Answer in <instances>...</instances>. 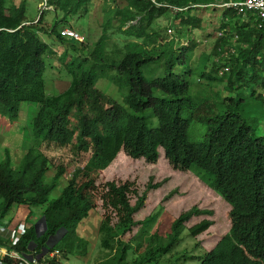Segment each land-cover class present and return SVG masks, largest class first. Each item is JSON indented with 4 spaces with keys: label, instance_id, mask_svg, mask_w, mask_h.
<instances>
[{
    "label": "trees",
    "instance_id": "1",
    "mask_svg": "<svg viewBox=\"0 0 264 264\" xmlns=\"http://www.w3.org/2000/svg\"><path fill=\"white\" fill-rule=\"evenodd\" d=\"M228 1L46 0L51 8L45 12L53 13L48 22L44 11L26 20L25 0H0V116L13 122L20 102L38 105L30 121L34 144L16 166L8 150L0 162V217L13 205L27 206L40 208V222H45L41 232L32 224L14 246L0 237V246L84 254L85 241L75 228L100 201L105 213L98 227L99 245L106 257L98 264L157 263L178 242L185 223L203 210L192 208L167 225L158 223L156 215L148 216L132 244L122 235L136 223L133 214L143 196L137 197L128 180L108 181L101 188L96 182L121 152L147 164L163 154L173 170L198 174L229 206L228 231L199 264H264V27L253 12L243 16L218 6ZM209 6L221 9L218 33H208L216 37L212 50L217 56L210 67L204 58L205 70L195 83L202 82L194 91L191 58L197 44L192 37H178L183 27L201 28V16L192 12ZM95 9L102 14L101 35L81 54L84 41L61 36L65 26L59 24ZM166 14L178 21L169 24L174 28L170 38L152 28ZM112 34L126 39L114 56L105 49ZM48 38L72 46V52L58 56L71 76L69 86L55 95L45 89ZM223 66L228 71L219 75ZM145 67L150 73L159 68L160 75L145 77ZM101 79L120 99L97 86ZM146 111L156 117L155 127H148ZM67 172L66 185L52 198ZM210 224L202 219L187 229L195 237ZM46 264L57 262L50 258Z\"/></svg>",
    "mask_w": 264,
    "mask_h": 264
},
{
    "label": "rangeland",
    "instance_id": "2",
    "mask_svg": "<svg viewBox=\"0 0 264 264\" xmlns=\"http://www.w3.org/2000/svg\"><path fill=\"white\" fill-rule=\"evenodd\" d=\"M15 1L18 2L19 0ZM25 1L26 20H33L38 17L39 13L42 14V11L45 12L48 9L43 4V0ZM192 13L201 16V28H191V30L188 29L190 31H187L183 27L181 29L183 31L182 36L177 37L184 40L192 37L197 44L191 58L193 71L190 76V81H194L195 91L202 82L200 80L199 83H195L205 70L204 61L206 59L204 58L207 57L208 59L205 65L208 67L216 60L217 55L212 50V45L216 37L208 33L210 32L212 34L214 30L217 31L221 9L209 6L193 11ZM101 16L102 14L95 9L82 18H70L69 24L67 25L61 23L59 25L65 27L71 26V28L77 30L79 33L84 31L83 35L85 39L82 46L84 52H81V54H84L87 53V50L92 49L94 43L101 35ZM52 17V12H45V20L50 22ZM81 20H84V26L80 29L79 23ZM170 23L177 24L178 21L173 20L172 14H166L157 18L152 28L159 35L165 36L167 34V38H170V36H174V28H172L171 33L167 31ZM46 40L50 43L51 53L49 56L44 57L46 64L44 76L45 89L47 93L55 95L61 93L69 86L71 76L64 70L58 60V56L64 50L72 52V46L66 42L62 43L55 38H48ZM125 40L120 35L112 34L105 48L107 53L110 56H114L121 52ZM157 69L159 68L153 67L152 72L154 73H150L149 69L145 67L143 74L145 77L160 75V71L156 72ZM97 86L106 90L107 93L113 94L117 100L120 99L119 93L114 87L108 84L107 80H99ZM37 109L38 105L34 102H20L18 105L17 120L9 122L6 117L0 116V162L5 158V151L8 150L12 166H16L19 161L18 159L24 153L25 149L34 144L30 121ZM144 115H146L148 127H155L157 124L156 117L150 115L149 111H146ZM261 122L264 126V121ZM68 172L60 179L59 186L51 193L52 198L57 197L61 188L66 185V178L69 175ZM52 174L53 171L49 170L48 176ZM125 180L133 182V186L138 192L137 197L143 196L142 206L133 214V219L136 223L126 229L122 235L124 240L130 241L132 244H134L133 239L141 229L140 222L148 218V216L156 215L158 223L167 225L166 222L170 218H175L192 208L203 210L201 214L192 215L185 223L186 227L181 232L178 242L170 251L161 254L155 264H199L204 252L215 243L220 235L227 232L230 227L228 204L207 186L198 174L173 170L163 154H161L156 163L147 164L143 159L133 160L121 152L106 169L100 172L96 185L98 188H101L108 181L123 182ZM137 197L134 196L131 198L132 204ZM100 204V201H98L97 207L91 210L88 216L82 219L75 228L77 235L85 241L84 254H82L83 248L79 249L82 252L81 254L74 250L73 253H67L65 255H62V252L58 250L49 251L45 249L39 253L40 257H43L44 264L50 258H55L57 264H98L100 260L102 261L106 257V251L99 245L100 236L98 227L101 216L105 213V210ZM41 213L40 210L37 211L34 207L27 208V206L13 205L3 217H0V221L1 223L8 222L9 226H13L17 222H25L27 218L30 222L35 223L37 231L41 232L43 226V222H40ZM28 214H30L29 217H27ZM115 219H117L116 216L112 214V222ZM202 219L210 220L211 224L209 228L195 237L191 236L187 227ZM152 226L154 229L157 225L153 224ZM55 241V238L51 240L52 243ZM51 245L50 243L49 246Z\"/></svg>",
    "mask_w": 264,
    "mask_h": 264
},
{
    "label": "built area",
    "instance_id": "3",
    "mask_svg": "<svg viewBox=\"0 0 264 264\" xmlns=\"http://www.w3.org/2000/svg\"><path fill=\"white\" fill-rule=\"evenodd\" d=\"M43 4L46 6V0H43ZM221 7L232 8L237 11V13L242 14L243 16L248 12H253L255 14L256 19L258 20V26L264 27V0H229L228 2H224L218 4ZM51 8V7H47ZM169 33L172 32L170 28L167 29ZM60 35L63 37H67L70 39H74L80 42L84 41V36L79 33L77 30L71 27H62L60 29ZM228 71L227 66H223L218 74L222 75L223 73ZM37 211L42 210L40 208H35ZM32 222L26 218V221H20L14 224L13 226H9L8 222L1 223L0 221V230L3 231L2 238L8 243L10 246H14L18 243L21 236L25 234L27 229L32 226ZM6 259L12 261L9 263ZM0 264H44L43 257H40V254L34 250L32 247L31 251L22 252L13 247L8 246H0Z\"/></svg>",
    "mask_w": 264,
    "mask_h": 264
},
{
    "label": "crops",
    "instance_id": "4",
    "mask_svg": "<svg viewBox=\"0 0 264 264\" xmlns=\"http://www.w3.org/2000/svg\"><path fill=\"white\" fill-rule=\"evenodd\" d=\"M21 156H22V155H21ZM21 156H20V158H21ZM20 158H19V159H20ZM19 159H18V160H19ZM8 225H9V223H8ZM2 233H3V231L0 230V237H2Z\"/></svg>",
    "mask_w": 264,
    "mask_h": 264
},
{
    "label": "water",
    "instance_id": "5",
    "mask_svg": "<svg viewBox=\"0 0 264 264\" xmlns=\"http://www.w3.org/2000/svg\"><path fill=\"white\" fill-rule=\"evenodd\" d=\"M36 225V224H35ZM43 226L45 227V222L43 221Z\"/></svg>",
    "mask_w": 264,
    "mask_h": 264
}]
</instances>
